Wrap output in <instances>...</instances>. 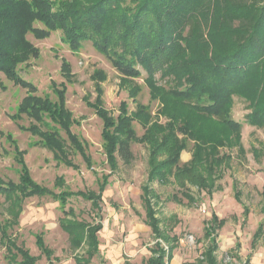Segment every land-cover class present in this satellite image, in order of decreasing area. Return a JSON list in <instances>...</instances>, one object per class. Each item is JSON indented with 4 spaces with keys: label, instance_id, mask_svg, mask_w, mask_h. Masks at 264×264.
<instances>
[{
    "label": "trees",
    "instance_id": "trees-1",
    "mask_svg": "<svg viewBox=\"0 0 264 264\" xmlns=\"http://www.w3.org/2000/svg\"><path fill=\"white\" fill-rule=\"evenodd\" d=\"M55 30L62 32L60 40L73 52L83 42H91L123 74L141 75L137 64L152 75L171 74L173 78L168 87L154 91H159L164 103V110H160L164 122L153 116L147 105L136 102L135 111L128 110L125 99L118 105L119 114L113 116L102 106L100 90L97 101L90 106L102 122L100 140L110 168L117 167L118 159L124 164L134 160L133 143L139 141L147 147L148 183L142 186L141 197L146 223L156 240L146 264H164L166 254L157 239L170 244V251L177 239L159 225L155 215L159 196L154 193L152 181L166 184L172 178L181 195H172L177 202L183 198L191 203L200 200L189 194L190 183L206 189L210 196L224 140L208 137L200 118L213 117L217 124L239 130L241 122L229 116L230 102L239 95L254 106L251 121L264 124V0H0V72L14 84L28 85L33 90L34 86L17 71L21 62L37 57L39 52L27 34L45 38ZM62 61L61 69L69 70L67 61ZM65 90L66 84L56 90L55 101L32 93L25 95L18 114L34 121L28 129L39 139L30 146L45 147L57 164L76 170L71 154L81 155L86 167L91 168L87 142L72 130L79 121L66 106ZM43 115L48 116L49 124ZM134 123L141 128L140 135ZM189 141L192 157L182 161L181 153ZM13 143L18 182L8 179L7 184L0 183V194L9 201L7 210L13 216L0 220V244L5 247V256L10 263H37L38 258L27 247L16 244L11 230L18 224L25 198L47 196L60 204L59 224L68 233L72 249L84 248V253L75 256L76 263L90 264L99 254V201L108 175L98 180L95 191L67 189L62 176H56L51 187L42 185L27 166L26 150ZM71 197L91 201L96 218L79 219L69 204ZM207 224L204 230L210 244L203 251V259L184 264H218L214 232L222 220L213 215ZM261 228L262 224L253 234L254 241ZM36 243L51 259L52 251L40 235ZM18 257L20 260H16Z\"/></svg>",
    "mask_w": 264,
    "mask_h": 264
},
{
    "label": "rangeland",
    "instance_id": "rangeland-1",
    "mask_svg": "<svg viewBox=\"0 0 264 264\" xmlns=\"http://www.w3.org/2000/svg\"><path fill=\"white\" fill-rule=\"evenodd\" d=\"M61 34L60 30L53 31L45 38L27 34V39L39 52L37 57L31 56L21 62L17 71L20 77L34 86L33 90H30L28 85L14 84L0 72L2 184H7L8 179L18 182L17 166L12 158L13 142L16 141L20 149L26 150L24 157L33 178L42 185L51 187L55 177L63 175L67 189L85 191L97 188L96 174L86 167L81 155L71 154L74 164L78 166L76 170L57 164L45 147L30 146V143L39 139L28 129L34 121L25 114H18L22 98L27 94L32 93L55 101L56 90L66 84V106L79 121L72 126V130L88 143V153L93 159L92 169L98 174L109 172L100 140L102 122L90 107L92 102L97 101L99 90L102 106L113 116L119 114L118 105L121 99H125L128 101V110L135 111L138 102L147 105L153 116L159 117L162 122L165 121V116L160 113V110H164V103L159 91H154L168 87L169 82L173 81L171 74L152 75L136 64L141 75L128 76L114 68L109 59L99 53L91 42H83L81 47L73 52L60 40ZM63 59L67 61L69 70L61 69ZM134 98L137 100L134 101ZM229 107V116L241 122L239 130L236 127L217 124L213 117L208 120L200 118L203 132L207 133L208 137L224 140V145L219 148L220 167L215 172L218 177L210 196L205 193L206 189L200 190L197 185L190 183L188 192L194 198L200 199L198 203L187 202L186 199L177 202L172 195L180 198L181 195L178 194V186L172 178L166 184L152 181L154 193L159 196L155 205L156 211L161 225L167 229L170 236L176 234L178 238L188 239L187 245L179 251L183 260L194 261L201 256V251L208 243L203 236L202 222L215 212L226 223L216 232L217 236L223 238L216 251L218 260L223 263L227 256L235 257L236 252L239 255L236 258L242 257L248 264H264V124L251 121L254 106L243 96L236 95ZM183 110L186 112L184 108ZM43 117L49 124L48 116ZM133 125L137 127V134L140 135L141 128L136 123ZM132 151L135 154L134 160L130 164L118 161V171L111 176L113 182L102 195L103 229L99 233L102 243L100 249L101 254L108 260L107 264H142L143 259L149 255L147 248L154 243L149 227L143 224L145 211L139 197L142 194L140 186L148 183L147 147L137 141L132 144ZM183 151L190 154L191 159V141ZM201 175L208 177L205 173ZM237 192L239 198L236 196ZM69 199V204L74 207L79 219L91 221L96 218V213L91 210V202L81 197ZM8 204L9 201L0 194V220L4 217L13 218L7 210ZM61 215L57 202L33 196L25 204L19 225L11 230L16 244L29 248L31 254L39 256L36 264H50L48 259L40 254V249L35 243L34 233L38 232L44 234L45 243L52 249L53 255L61 258L58 264H74L69 255L67 235L58 226V218ZM260 224L261 232L255 248H252V234L258 230ZM235 243L239 244L237 251H234ZM178 248L180 249L179 245L175 249ZM5 255V247L0 244V264H16L10 263ZM97 263L99 264L98 260L93 262Z\"/></svg>",
    "mask_w": 264,
    "mask_h": 264
},
{
    "label": "crops",
    "instance_id": "crops-1",
    "mask_svg": "<svg viewBox=\"0 0 264 264\" xmlns=\"http://www.w3.org/2000/svg\"><path fill=\"white\" fill-rule=\"evenodd\" d=\"M88 144V143H87ZM101 146H102V143H101ZM103 155H104V153H103ZM91 156V155H90ZM105 156V164L107 165V169L109 170V172H107V171H105V172H102V173H100V174H98V172L97 171H95V169H92L93 168V159H92V157H91V159H92V167L91 168H88V169H91L92 170V172H93V174H96V178H95V184H96V186H97V188H95V189H93V191H95V190H98V184H97V182H98V180L99 179H101V177L102 176H104V175H108V179H107V185H106V187L102 190V192L100 193V201H99V204H100V210H98L99 212H100V214H101V219L99 220L100 221V224H101V228L96 232V234H97V239H98V241H99V244H98V249H99V254H97V256H95L93 259H92V261H91V263L90 264H93V262L95 261V260H98V262H99V264H107V258L103 255V253L101 254V249H100V247H101V241H100V230H102L103 229V227H102V225H103V223H102V218H103V215H102V212H101V210H102V195H103V193H105L106 191H107V187L109 186V185H111L112 184V182H113V180H112V178H111V176L112 175H114V173H116V171H118V167H119V164H118V161H119V159L117 160V167L116 168H114V169H112V168H110L109 167V165L107 164V160H106V155H104ZM190 154H188L187 152H184V151H182V153H181V160L182 161H188V159L190 158ZM29 168V167H28ZM30 170V169H29ZM78 170V169H77ZM32 173V172H31ZM58 176H63V175H58ZM64 177V176H63ZM35 180V179H34ZM36 181V180H35ZM37 182V181H36ZM54 182V181H53ZM40 183V182H39ZM53 184V183H52ZM67 185V183H65V186ZM144 185V184H143ZM142 185V186H143ZM53 186V185H52ZM142 186H140V189H141V192H142ZM50 187V186H49ZM38 197H44V198H47V199H50V200H52V201H55V202H57V209L59 210V212H60V204H59V202L56 200V199H53V198H50V197H47V196H38ZM139 197H141V195H139ZM30 198H33V196H31V197H27V198H25L24 199V201H23V204H22V207H21V211H20V213H19V215L21 216V214H22V212H23V210H24V207H25V204H26V202L28 201V199H30ZM197 198V197H196ZM183 199H185V198H183ZM141 201H142V206H143V199H142V197H141ZM183 201V200H182ZM181 201V202H182ZM89 202H91V201H89ZM188 202V201H187ZM196 203H198V202H196ZM195 203V204H196ZM71 205V204H70ZM72 206V205H71ZM73 207V206H72ZM74 208V207H73ZM144 208V207H143ZM155 209H156V206H155ZM75 210V209H74ZM145 211V210H144ZM61 214V213H60ZM158 218H159V225H160V227L167 233V234H169V232L167 231V229L163 226V225H161V220H160V217H159V215L157 214V211H156V214H155ZM213 215H215L216 217H217V219L218 220H222V224L219 226V225H217V227H215V232H214V235H215V238H216V241H217V248H218V244L220 243V241L222 240L223 241V238L221 239V237L220 236H217V231H218V229H221L226 223H225V220L224 219H221V218H219L218 216H217V214L215 213V212H212V214H211V217L209 218V219H204L203 220V222H202V224H204V227L203 228H205V226L206 225H208L207 223L209 222H211L212 221V216ZM20 216H19V220H18V224H17V226L19 225V222H20ZM61 217V216H60ZM60 217L58 218V226H59V228H61L60 227V224H59V219H60ZM95 219V218H94ZM93 220V219H92ZM91 220V221H92ZM145 221H143V224L144 225H146L147 227H149V229H150V231H151V228H150V226L146 223V211H145V219H144ZM206 222V223H205ZM62 229V228H61ZM63 230V229H62ZM204 230V229H203ZM64 231V230H63ZM65 232V231H64ZM66 233V232H65ZM151 234H152V231H151ZM254 234V233H253ZM253 234H252V241H251V245H252V248H255V245H256V241H257V239L254 241V236H253ZM38 235H40L41 237H42V239H43V242L45 243V239H44V234L42 233V232H38V233H34V238H35V243H36V237L38 236ZM66 235H67V238H68V242H69V235H68V233H66ZM176 235V234H175ZM175 235H172V236H175ZM152 236H153V234H152ZM170 236V235H169ZM172 236H170V237H172ZM203 236L207 239V241H208V243H207V245H206V247L203 249V251L209 246V244H210V239L209 238H207L206 237V235H205V230H204V234H203ZM176 239H177V241H175V246H174V248L170 251V244H168V243H166V242H164L162 239H157V240H159L160 242H161V246H162V248L164 249V251H165V254H166V257H165V260H164V264H184V263H186V262H196L198 259H203V254H204V252L203 251H201V256L197 259V260H194V261H187V260H183L182 259V256H181V254L179 253V251L180 250H182L181 248H183L184 246H186L187 245V243H188V239L185 237H183V238H178V236L176 235ZM153 240H154V242H155V240L156 239H154V237H153ZM190 243V242H189ZM46 244V243H45ZM154 244V243H153ZM36 245H37V247H38V244L36 243ZM177 245H179L180 246V249L178 248V249H175L176 247H177ZM46 246L52 251V249L46 244ZM153 245H151V246H149L148 248H147V250H148V256L147 257H145L144 259H143V263L142 264H146V260L149 258V257H151L152 256V254H151V250H150V248L152 247ZM254 246V247H253ZM217 248L214 250V252H215V254H216V260H217V262H218V264H225L224 263V260H223V263H221L219 260H218V257H217ZM29 249V248H28ZM38 249H40V247H38ZM68 249H69V255L73 258V263L74 264H77L76 263V255L77 254H82V253H84V248L82 247V248H78V249H72V247H71V245H70V242H69V246H68ZM237 251V250H239V244L238 243H235V247H234V251ZM252 250H254V249H252ZM30 251V250H29ZM31 253V252H30ZM169 253L171 254V256H169ZM40 254L41 255H44V254H42V252H41V250H40ZM234 254V253H233ZM33 255V254H32ZM235 257L234 256H227V257H230L231 258V263L232 264H248V261L246 260V259H244V258H242V257H239V258H236L237 256H239L238 254H236V252H235ZM34 256V255H33ZM35 257H37L38 258V260H39V256H35ZM52 258L51 259H49V258H47L48 259V261H49V263L50 264H58V262L61 260V258L60 257H58V256H54L53 255V251H52V256H51ZM226 257V258H227ZM46 258V257H45ZM37 260V261H38ZM244 261V262H243ZM98 264V263H97ZM228 264V263H227Z\"/></svg>",
    "mask_w": 264,
    "mask_h": 264
},
{
    "label": "built area",
    "instance_id": "built-area-1",
    "mask_svg": "<svg viewBox=\"0 0 264 264\" xmlns=\"http://www.w3.org/2000/svg\"><path fill=\"white\" fill-rule=\"evenodd\" d=\"M243 262H244V261H243ZM224 263H225V264H227V263H228V264H232V263H231V258H230V257H227L226 260H224Z\"/></svg>",
    "mask_w": 264,
    "mask_h": 264
}]
</instances>
